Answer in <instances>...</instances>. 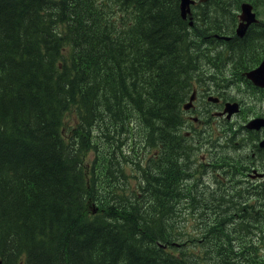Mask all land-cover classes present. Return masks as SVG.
I'll use <instances>...</instances> for the list:
<instances>
[{
  "label": "trees",
  "instance_id": "1",
  "mask_svg": "<svg viewBox=\"0 0 264 264\" xmlns=\"http://www.w3.org/2000/svg\"><path fill=\"white\" fill-rule=\"evenodd\" d=\"M208 35L178 0H0L2 264H264L258 147L222 127L202 164L182 114Z\"/></svg>",
  "mask_w": 264,
  "mask_h": 264
},
{
  "label": "flooded vegetation",
  "instance_id": "2",
  "mask_svg": "<svg viewBox=\"0 0 264 264\" xmlns=\"http://www.w3.org/2000/svg\"><path fill=\"white\" fill-rule=\"evenodd\" d=\"M194 1L195 3L190 9L189 17L193 20H198V26H215L216 24L232 26L230 31L227 33L225 32L226 28H223L217 33L208 35L206 39L209 42H216V45L218 41H222L223 43L228 42L229 48L235 50V53L230 54L231 57L239 56L236 53L241 50L244 51L241 56L257 60L256 62L247 64V67L241 69L251 71L257 68L264 60V0H228L225 4H223V7H220L217 0ZM243 5H246V9L248 11L247 15L243 14ZM222 10H226V13L222 14ZM239 27H242L243 29L242 35L239 34ZM222 36L228 37V40L220 39ZM251 85L259 89V91L263 94L262 97L264 100V88L256 87L252 83ZM206 93L203 90H198L197 83L195 89L193 90V94H195L193 102L189 104L186 109H182L183 114L195 123L201 122L202 115L205 117L209 113V109L207 108L208 103L206 100ZM223 97H225V95H223ZM224 103L225 101L220 98V103L218 104L223 106ZM219 113V109H217L212 114L219 115ZM261 117L264 118V112L261 113ZM224 120H222V122H224ZM226 121L227 122L225 123H229L230 120L226 119ZM233 128L240 130V128H242V124L236 123ZM240 131L241 134H246L250 137V139H253L254 131L246 129H241ZM258 132V138L261 141L264 139V128ZM197 140L198 137L195 141ZM247 140L248 139L244 141V144H246ZM259 142H257V144ZM253 145H255V142H253ZM258 150L260 152L261 163L257 165L256 168L264 169V148L259 147Z\"/></svg>",
  "mask_w": 264,
  "mask_h": 264
},
{
  "label": "rangeland",
  "instance_id": "3",
  "mask_svg": "<svg viewBox=\"0 0 264 264\" xmlns=\"http://www.w3.org/2000/svg\"><path fill=\"white\" fill-rule=\"evenodd\" d=\"M207 48H209L208 44L204 45L202 51H205V49ZM208 54L209 53L206 52L204 57L209 59ZM240 61H241V64L244 62L242 59ZM202 66H203V71L209 74L210 77H205L203 82L198 83V89L201 87H204V88L212 87L216 91L224 89L226 90L225 98H224L225 102H238L240 105V108L242 111L238 115L237 114L233 115L234 113L232 114L233 116L231 120L229 119L230 120L229 125L232 124L230 125V127L232 128L235 127L236 123L245 125L246 122L252 119V116H255V115L261 116V113L264 112V100L262 97L263 94L259 91V89L253 87L251 84L247 83L241 77L242 70L237 67L238 64L236 61H232L231 59L227 60V57H226L224 59L222 58V60H218L217 63L210 62L209 64H206V62L203 60ZM208 96H216V95L211 94ZM206 99H207V96H206ZM208 109L211 112H214L218 108L213 106V104H210L208 106ZM219 109L221 110L222 108L219 107ZM184 119L186 121H189L190 124H193L198 130L201 128V126H198V124H201V122L192 123V121L188 119L185 115H184ZM212 119L208 118L206 121H212ZM65 120H66L65 126L75 125L76 115L73 109L70 112H68ZM222 120H224V118L221 117L220 121ZM218 123L219 122H217L216 124ZM216 124H214V126ZM203 131H206V132H203ZM209 133H211L210 127L208 125L205 127L203 126L201 129V140H199L200 142H203V144L198 145L199 151L197 152V155H196L198 162L203 164L208 159V157L211 155L213 151H214V157L217 156V154L219 153L221 155L232 156L230 155L229 152H233L234 147L219 145L216 141H212V143L210 144L209 142H205L207 141L206 139H208L207 136ZM243 137L248 140H251L250 137L247 136L246 134H244ZM252 141H255V140L252 139ZM196 142L198 144V140ZM211 146H214L213 150L211 149ZM253 146H254L253 142L248 141L246 142V145H244V147L240 149L238 152L242 153L243 155H246L245 153H249L253 151ZM89 165H91L90 160H89V163L87 164V169H89ZM260 172H264V169H261ZM198 173L199 175H201L202 178H204V180H207L208 174H206L205 172H200L199 170H198ZM219 180L223 181L224 183L223 188H227V182L224 181L220 175H216L214 179L212 178L208 181L210 185H208V183H206L207 181H205L204 183L205 187L200 188V190L205 192L206 190H208V187L211 189L210 186L213 187L212 190H215V184ZM234 232H235V229H233V234H235Z\"/></svg>",
  "mask_w": 264,
  "mask_h": 264
},
{
  "label": "water",
  "instance_id": "4",
  "mask_svg": "<svg viewBox=\"0 0 264 264\" xmlns=\"http://www.w3.org/2000/svg\"><path fill=\"white\" fill-rule=\"evenodd\" d=\"M192 3L191 0H181V9L183 17L186 16L188 12V7ZM248 78H250L256 85L263 86L262 82L264 81V61L262 64L254 71L248 73ZM226 111L230 114L237 111V105L228 106ZM264 126V119L253 120L249 125V129H260ZM261 146L264 147V141L261 143ZM1 264V263H0Z\"/></svg>",
  "mask_w": 264,
  "mask_h": 264
},
{
  "label": "bare ground",
  "instance_id": "5",
  "mask_svg": "<svg viewBox=\"0 0 264 264\" xmlns=\"http://www.w3.org/2000/svg\"><path fill=\"white\" fill-rule=\"evenodd\" d=\"M193 29V28H192ZM191 34V33H190ZM229 120V119H228ZM225 122H227L226 121V119L224 120V122H222V121H220L218 124L220 125V126H222V127H230V125H229V123H225ZM209 126L210 127V130H211V133L213 134L216 130H217V128L214 126V125H212L211 123H210V121H207V122H205V124L203 125L204 127L205 126ZM202 126V127H203ZM180 132L183 134V135H185V137H187L188 136V133H187V131L186 130H184V128L183 127H181L180 126ZM186 132V133H185ZM203 132H206V131H203ZM210 136H212L210 133L208 134V138L210 137ZM212 143V142H211ZM187 152H189V151H187ZM148 157H150L149 155H148ZM149 159V158H148ZM189 163V162H188ZM197 186V185H196ZM197 188V187H196ZM235 234H238L239 233V231L235 228V232H234Z\"/></svg>",
  "mask_w": 264,
  "mask_h": 264
}]
</instances>
